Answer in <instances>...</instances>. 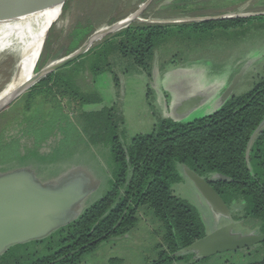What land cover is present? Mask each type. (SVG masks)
Returning a JSON list of instances; mask_svg holds the SVG:
<instances>
[{
  "label": "trees",
  "instance_id": "1",
  "mask_svg": "<svg viewBox=\"0 0 264 264\" xmlns=\"http://www.w3.org/2000/svg\"><path fill=\"white\" fill-rule=\"evenodd\" d=\"M152 1L176 6L186 0ZM70 2H64V12ZM107 4L112 10L108 25L125 17V12L119 13V0H106L104 5ZM256 19L264 21V15L183 23L134 21L29 87L24 93L28 100L20 114L23 118L26 111L31 113L24 132L39 137L62 129L79 130L90 143L110 148L116 170L110 190L79 217L43 239L8 247L0 254V264H79L81 256L100 242L132 230L141 209L150 210L160 220L166 244L156 259L144 264L201 259L194 253L176 254L206 234L198 210L173 192L172 185L182 180L176 164L203 178H228L212 186L228 206L232 219L255 220L258 232L264 233V129L253 141L248 159L245 156L250 135L264 118V75L246 93L227 98L214 113L184 122L159 118L150 132L134 135L129 143L121 139L124 118L115 105L82 109L83 105L102 102L101 95L91 87L94 76L111 72L114 84L119 85L113 70L118 58L130 60L151 79L155 48L166 39L183 37L184 32L187 38L197 39L227 37L237 31L242 35L247 31L244 24ZM94 30L89 15L78 20L64 36L51 25L35 72L57 51L61 50L62 56L74 52ZM42 105H47L45 112L39 109ZM2 128L0 125V148L18 149L19 145L3 141ZM243 264H264V239Z\"/></svg>",
  "mask_w": 264,
  "mask_h": 264
},
{
  "label": "rangeland",
  "instance_id": "2",
  "mask_svg": "<svg viewBox=\"0 0 264 264\" xmlns=\"http://www.w3.org/2000/svg\"><path fill=\"white\" fill-rule=\"evenodd\" d=\"M145 1L119 0L118 6L122 9L119 13L125 12L127 16ZM105 2L71 0L69 8L65 12L61 8L60 15L53 19L54 30L64 36L78 20L88 15L96 28L95 32L108 26L107 20L112 16V10L109 4L104 5ZM175 8L176 11L181 9ZM170 9L171 6L165 2L151 1L140 16L144 20L180 23L182 19L177 18V12ZM199 9L206 13H238L239 17H248L264 13V0H207L204 7ZM260 23L263 25L260 26ZM244 27L247 31L242 35H237V31L227 37L197 39L187 38L184 32L183 37L166 39L155 48L151 79L130 60L118 58L113 70L119 77V85L114 84L111 72L94 76L91 87L101 95L102 102L83 105L82 109L98 110L103 106L115 105L123 114L124 134L121 139L125 143H129L136 134L150 132L159 118L170 117L184 122L214 113L224 104L225 91L241 70L243 72L230 97L246 93L258 77L264 75V21L251 20ZM19 57V53L0 51V94L13 79ZM27 90L0 110L3 141L19 145L18 149L0 148V173L29 169L42 184L57 182L72 171L84 173L88 178V191L73 208L76 219L111 188L116 165L110 148L104 144L90 143L79 130L67 132L62 129L41 137L24 132L26 120L31 116L29 111L23 118L20 115L28 100L24 94ZM46 108L47 105L39 106L43 112ZM68 116L71 114L68 113ZM13 155L16 156L9 157ZM8 158L11 160L3 161ZM176 168L182 180L172 185L173 192L198 210L206 233L228 224L229 218L214 212L186 177L184 167L176 164ZM138 216L139 221L132 230L123 236L100 242L94 250L81 256L79 264H144L156 259L159 252L166 248L162 224L148 209L139 210ZM232 221L235 223L233 233L259 234L255 220ZM254 249L230 250L195 262H192V257L188 262L174 261L171 264H243L252 256Z\"/></svg>",
  "mask_w": 264,
  "mask_h": 264
},
{
  "label": "water",
  "instance_id": "3",
  "mask_svg": "<svg viewBox=\"0 0 264 264\" xmlns=\"http://www.w3.org/2000/svg\"><path fill=\"white\" fill-rule=\"evenodd\" d=\"M65 1L66 0H62L61 7H63ZM151 1L152 0H146L143 4L149 5ZM171 1L173 0H166L167 3ZM13 2V0H0V7L10 6ZM139 8L106 27H114L119 22L139 12ZM211 18L218 19L224 17ZM206 19L208 18H205V20ZM141 22L171 23L151 21L150 19ZM52 23H50L47 28L39 54L34 63L33 71ZM129 24H127V26ZM113 33H108L102 38ZM94 34L95 30L78 49L66 56H62L61 50L57 51L49 58L46 65L34 74L36 76L34 82L86 52L93 44L87 46L85 50L84 47ZM242 72L243 70L236 74L231 80L224 94L225 99L231 96ZM11 101L12 100L0 106V110ZM263 129L264 118L250 135L245 151L246 159H248L253 141ZM184 174L194 184L211 209L229 218L230 222L210 233H206L191 244L178 250L176 254L194 253L195 258H205L225 251L250 247L264 239V233L241 235L232 232L235 223L232 221L230 210L212 186L213 182L227 181L229 180L228 178L217 175L203 178L188 167H184ZM87 185V176L84 173L74 171L67 173L57 182L49 184L40 183L29 169L22 168L0 173V254L12 245L43 239L58 228L74 220L76 216L73 213V208L86 195L88 191Z\"/></svg>",
  "mask_w": 264,
  "mask_h": 264
},
{
  "label": "bare ground",
  "instance_id": "4",
  "mask_svg": "<svg viewBox=\"0 0 264 264\" xmlns=\"http://www.w3.org/2000/svg\"><path fill=\"white\" fill-rule=\"evenodd\" d=\"M13 1L10 6L0 7V51L19 53L20 57L13 79L0 94V106L10 100L13 101L34 82L36 76L33 67L42 41L49 24L60 15L62 8V0ZM146 7L147 4L141 5L139 12L114 27L100 28L88 41L84 50L108 33L116 32L133 21H143L140 14Z\"/></svg>",
  "mask_w": 264,
  "mask_h": 264
},
{
  "label": "flooded vegetation",
  "instance_id": "5",
  "mask_svg": "<svg viewBox=\"0 0 264 264\" xmlns=\"http://www.w3.org/2000/svg\"><path fill=\"white\" fill-rule=\"evenodd\" d=\"M205 1H207V0H186V1L181 2L179 6H171V9L174 12H177V14H175V16L177 18L182 19L180 23H183V22H199V21H207V20H232V19H238V18H247V17H239L238 13L224 14L222 12L221 13L202 12L199 8L204 7ZM119 4H120V2H119ZM175 7H179L181 9L176 11L177 8H175ZM197 8H198V10H197ZM171 9H170V11H171ZM257 15H264V13H262V14L259 13L256 15H250L248 17L257 16ZM211 17H224V18L212 19ZM205 18H208V19L205 20ZM259 234H262V233H259ZM259 243L254 244L250 247L242 248V249H247V248H252V247L254 248Z\"/></svg>",
  "mask_w": 264,
  "mask_h": 264
},
{
  "label": "crops",
  "instance_id": "6",
  "mask_svg": "<svg viewBox=\"0 0 264 264\" xmlns=\"http://www.w3.org/2000/svg\"><path fill=\"white\" fill-rule=\"evenodd\" d=\"M123 115V114H122Z\"/></svg>",
  "mask_w": 264,
  "mask_h": 264
}]
</instances>
